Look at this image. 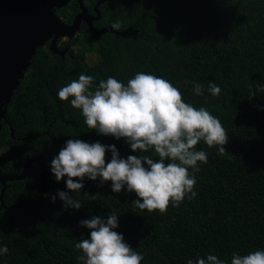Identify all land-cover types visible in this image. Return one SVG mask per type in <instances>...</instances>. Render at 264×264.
Listing matches in <instances>:
<instances>
[{
	"label": "trees",
	"instance_id": "1",
	"mask_svg": "<svg viewBox=\"0 0 264 264\" xmlns=\"http://www.w3.org/2000/svg\"><path fill=\"white\" fill-rule=\"evenodd\" d=\"M55 2L56 13L71 23L76 11L68 12L70 0ZM74 6L78 10L77 0ZM101 13L96 26L119 20L118 33L94 37L83 24L75 37L59 43L70 48L64 56L49 42L36 52L2 120V174L20 173L31 156L51 169L53 157L73 138L115 144L122 158L142 155L124 138L89 129L71 98L59 99V89L81 73L93 76L94 87L109 76L126 84L141 71L167 79L186 103L219 118L229 136L227 152L219 155L218 146L199 142L208 162L195 173L197 195L179 207L169 205L164 214L141 211L131 203L138 198L134 192L114 193L111 181L101 186L99 178L87 177L80 192H70L82 207L65 208L57 193L69 191L67 177L58 182L54 174L43 176L35 162L26 178L8 182L3 205L0 200V246L9 249L0 264H81L75 244L91 230L80 221L107 219L112 212L118 214L115 231L143 255L141 264H187L209 254L230 264L233 253L264 250V0H107ZM86 50H95L99 61L89 64ZM185 80L203 84L204 95ZM210 81L220 95L207 91ZM144 154L156 158L154 150Z\"/></svg>",
	"mask_w": 264,
	"mask_h": 264
},
{
	"label": "clouds",
	"instance_id": "2",
	"mask_svg": "<svg viewBox=\"0 0 264 264\" xmlns=\"http://www.w3.org/2000/svg\"><path fill=\"white\" fill-rule=\"evenodd\" d=\"M111 27L120 30L122 23L117 20ZM184 83H191L196 95H204L203 84L188 80ZM251 89L249 98L256 95ZM207 91L218 96L221 88L210 81ZM57 95L61 101L71 98V106L81 110L89 129L117 140L124 138L132 152L142 153L122 158L115 144L66 140L51 161L55 179L59 182L67 177L69 191L57 193L65 208L82 207L70 192H80L87 177L93 181L99 178L101 186L111 181L114 193L125 188L127 192H134L138 198L131 203L141 211L158 210L164 214L169 205L179 207L185 198L191 200L197 195L195 173L200 171L201 163L208 162L207 153L196 148L199 142L203 141L209 148L218 146L219 155L227 152L225 145L229 136L219 118L205 107L186 103L179 88L163 77L141 71L126 84L109 76L94 87L93 76L81 73L78 79L61 87ZM150 150H154L156 158L144 154ZM108 151L111 159L106 162ZM97 195L90 197L95 200ZM55 199L53 196V202ZM80 224L91 230L89 238L79 239L75 244L83 253L78 257L81 264H141L143 261V255L125 241L122 233L115 231L119 227L115 212L107 219L93 216ZM8 252L7 246H0V255ZM187 264L228 262L209 254L195 261L189 259ZM230 264H264V250L246 255L233 253Z\"/></svg>",
	"mask_w": 264,
	"mask_h": 264
},
{
	"label": "water",
	"instance_id": "3",
	"mask_svg": "<svg viewBox=\"0 0 264 264\" xmlns=\"http://www.w3.org/2000/svg\"><path fill=\"white\" fill-rule=\"evenodd\" d=\"M104 1L106 0H101L98 4ZM96 19H100V15ZM84 20L89 23L94 37L107 32L118 33L111 25L96 29L88 9L82 4L81 11L73 21L66 23L56 13L55 0H0V131L2 120L7 119L13 93L25 77L38 49L49 42L54 53L64 56L70 48H60L59 40L75 37ZM13 133L12 128L11 134ZM35 162L41 167L43 176L53 174L45 162L35 156L26 158L20 173L2 174L0 170L2 205L8 182L26 178Z\"/></svg>",
	"mask_w": 264,
	"mask_h": 264
},
{
	"label": "flooded vegetation",
	"instance_id": "4",
	"mask_svg": "<svg viewBox=\"0 0 264 264\" xmlns=\"http://www.w3.org/2000/svg\"><path fill=\"white\" fill-rule=\"evenodd\" d=\"M101 0H77L78 3V10H75V0H70L71 4L68 6V12L71 14L73 12H75L74 14V18L75 16L81 11V4L83 5V7H86L88 9V13L89 16L94 24V27L96 29H100L103 26H96V22L101 20L102 17V13H101V6L107 1L101 2L100 4H98ZM98 15H100V19H96V17H98ZM62 18V17H61ZM73 18V19H74ZM63 20V19H62ZM73 21V20H72ZM83 24L86 25L88 27L89 32L92 34V31L90 30V26L89 23H87L85 20L82 22L81 24V28L80 30L77 32L80 33L81 29L83 28ZM63 40H68V39H60L59 43L61 44L63 42Z\"/></svg>",
	"mask_w": 264,
	"mask_h": 264
},
{
	"label": "rangeland",
	"instance_id": "5",
	"mask_svg": "<svg viewBox=\"0 0 264 264\" xmlns=\"http://www.w3.org/2000/svg\"><path fill=\"white\" fill-rule=\"evenodd\" d=\"M80 48L79 45H75L73 47V50L75 52H77V50ZM85 54H86V60L89 64L93 65L95 63H97L100 59V55L95 51V50H86L85 51Z\"/></svg>",
	"mask_w": 264,
	"mask_h": 264
}]
</instances>
